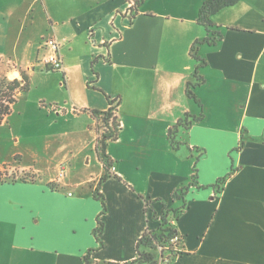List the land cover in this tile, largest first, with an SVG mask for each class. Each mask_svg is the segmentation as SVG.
I'll return each mask as SVG.
<instances>
[{"label":"crops","instance_id":"crops-1","mask_svg":"<svg viewBox=\"0 0 264 264\" xmlns=\"http://www.w3.org/2000/svg\"><path fill=\"white\" fill-rule=\"evenodd\" d=\"M205 1L144 0L130 19L127 0H0V62L21 68L30 90L45 77L40 103L63 110L46 107L62 131L46 136L44 156L20 162L36 180L0 185V264L132 261L146 229L158 227L145 201L178 211L172 264H264V0L213 16L215 45L198 23ZM49 37L61 44L60 76H43ZM197 41L198 102L187 94ZM114 101L121 131L107 145V172L92 112ZM186 114L203 118L179 130L175 147L169 135Z\"/></svg>","mask_w":264,"mask_h":264},{"label":"trees","instance_id":"trees-1","mask_svg":"<svg viewBox=\"0 0 264 264\" xmlns=\"http://www.w3.org/2000/svg\"><path fill=\"white\" fill-rule=\"evenodd\" d=\"M143 1L144 0H137V7L134 10L135 15L137 13L139 5ZM239 1L240 0H206L203 3L199 11V18H198L199 25H201L207 32V37L204 39L203 43L209 45H215V43L221 39L222 35L217 30L219 29V27L213 23L212 17L215 16L222 9L236 5ZM199 44L200 42L197 41L191 49V55L195 59V61L198 62V65L196 68V72L193 76V81L189 82L187 85L188 96L191 99L195 100L196 102H198V100L194 94V89L203 83V79L198 76V69L203 64V62L199 60V58L196 56L197 45ZM29 90H30V78L25 72L21 73V79L9 80L7 77H3V78L0 77V125L12 114L13 109L17 103L18 96L26 92H29ZM117 114H118V109L117 106L116 107L113 106V102L111 103L110 108L105 112H97V111L92 112V116L96 120V131L97 134L99 135L97 139L95 151L98 159L100 160L101 163H103L107 172H109L111 168L110 167L111 162L109 161V158L106 153L107 145L109 142L116 141L121 131V124L118 121ZM202 118H203L202 114H200L199 116H191L189 114H186L171 129L169 138L173 146L176 147V145L179 143L177 141L176 135H178L180 129L186 131L195 122L200 121ZM99 122L100 123L102 122L106 128L103 134H99L98 131L100 125ZM226 179L222 180L221 183L225 182ZM20 181L30 182V183L34 182V180L27 181L25 179H21ZM195 181H196V172L193 176V183ZM15 182L18 181L12 180L9 183H15ZM5 183L8 182L3 180L0 174V185ZM218 184H220V182H218ZM50 188L55 189L54 185H50ZM186 190L187 188L177 191L173 195V198L175 200H183ZM96 192L97 194L95 193V198L98 199L99 198L98 191ZM150 203L151 201H145L146 212ZM103 206H104L103 213H106V205L104 202H103ZM182 207H184V205ZM169 214L170 215L176 214V216L178 217L177 215L178 211L167 210V212L165 213V217L163 218L162 221L163 224L160 225L157 231H153L149 227L146 229L142 237L137 242L136 259L124 263L104 262L101 264H168V262L173 259L174 253H179L175 251L173 247H170L167 250V252L163 250V248H165V245H163L164 243L163 240L172 239L174 235L178 234L174 226L175 221L173 222V226L169 225L168 223ZM177 217L175 218V220L177 219ZM103 228H104L103 222L99 221V227L96 229L95 234L98 235V233H101L103 231ZM160 249H162V251H160ZM86 264H95V263L90 261L89 258H86Z\"/></svg>","mask_w":264,"mask_h":264},{"label":"rangeland","instance_id":"rangeland-1","mask_svg":"<svg viewBox=\"0 0 264 264\" xmlns=\"http://www.w3.org/2000/svg\"><path fill=\"white\" fill-rule=\"evenodd\" d=\"M19 69L21 73H24L21 68L15 67L9 63L0 62V77H7L9 80H13L10 78L17 75ZM46 73L60 76V72H53L51 70H45L43 76H48ZM45 80V77L40 75L36 76L31 86V90L18 96L13 112L8 118V124L0 127V163L2 161L9 162V165L4 166L5 169L4 167H0V174L2 179L8 183L12 180L20 181L21 179L35 181L37 176L34 175V173H22V171H19L18 168L21 160L24 163H29L31 155L35 152L44 156L43 144L47 139L46 136L53 132L62 131V128L60 127L57 128L58 131L55 128H51V115L46 109V107L49 108V106L40 103V101L42 102L45 99L43 97L46 96V90L43 88V81ZM41 105L45 106L44 109H38V106L42 107ZM99 124V134H103L106 128L102 122H99ZM19 138L21 141L18 145ZM20 156H23V158L21 159ZM110 167L112 168L113 166L110 164ZM63 170H60L58 173V178ZM147 212L149 214V219L158 223L157 228L150 229L157 231L160 225L163 224L162 221L167 209L164 207L163 209L156 211L151 202L147 208ZM176 217V214L168 215L169 225L173 226ZM163 242L165 247L170 248L173 246L171 239L163 240Z\"/></svg>","mask_w":264,"mask_h":264},{"label":"built area","instance_id":"built-area-1","mask_svg":"<svg viewBox=\"0 0 264 264\" xmlns=\"http://www.w3.org/2000/svg\"><path fill=\"white\" fill-rule=\"evenodd\" d=\"M137 7V1L136 0H127V10L126 15L130 17V19L134 18L135 15V8ZM41 49L45 52L42 60L40 63L43 65L44 68L47 70H51L53 72H63L64 70V64L63 59L60 53L61 50V44L55 37H49L47 39H44L41 44ZM118 102L114 101L113 106H117ZM50 112L53 113H62L63 110L59 106L50 105L49 106ZM115 168L112 167L111 171H114ZM65 176V170L61 171L59 175V179L64 178ZM171 242L173 244V248L175 251L179 253H174L173 259L180 254L179 251V245L182 242V237L179 234H176L172 237ZM169 247L163 248L164 251L167 252ZM162 251V249H160ZM173 259L168 262V264H172Z\"/></svg>","mask_w":264,"mask_h":264}]
</instances>
